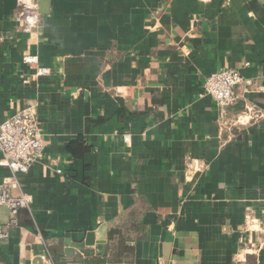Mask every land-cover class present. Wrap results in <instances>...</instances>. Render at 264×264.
<instances>
[{
  "label": "crops",
  "instance_id": "1",
  "mask_svg": "<svg viewBox=\"0 0 264 264\" xmlns=\"http://www.w3.org/2000/svg\"><path fill=\"white\" fill-rule=\"evenodd\" d=\"M45 1L26 34L0 0V124L36 106L45 141L0 264H264V0ZM224 69L231 133L201 95Z\"/></svg>",
  "mask_w": 264,
  "mask_h": 264
},
{
  "label": "built area",
  "instance_id": "2",
  "mask_svg": "<svg viewBox=\"0 0 264 264\" xmlns=\"http://www.w3.org/2000/svg\"><path fill=\"white\" fill-rule=\"evenodd\" d=\"M16 20L26 34L40 28L41 13L38 0H18ZM28 64H39L37 56L25 59ZM49 75L51 70L40 68L38 75ZM244 83L240 71L224 69L210 74L203 85L202 96L214 100L218 114V126L223 131L233 132L243 125L239 117H231L230 109L238 102L236 89ZM254 119L262 116L252 111ZM128 137L125 138L128 141ZM45 141L40 128L36 106H28L0 124V166L8 168L11 176L0 185V209L8 208L11 219L9 227L18 225L21 209H30L31 197L26 194L14 196L21 189L19 175L26 174L44 156ZM61 174L62 171L58 170ZM7 237L4 226L0 224V239Z\"/></svg>",
  "mask_w": 264,
  "mask_h": 264
},
{
  "label": "trees",
  "instance_id": "3",
  "mask_svg": "<svg viewBox=\"0 0 264 264\" xmlns=\"http://www.w3.org/2000/svg\"><path fill=\"white\" fill-rule=\"evenodd\" d=\"M69 151L76 154V155H81L84 152L88 151L87 147L83 146V141H78V142H73L69 145Z\"/></svg>",
  "mask_w": 264,
  "mask_h": 264
},
{
  "label": "water",
  "instance_id": "4",
  "mask_svg": "<svg viewBox=\"0 0 264 264\" xmlns=\"http://www.w3.org/2000/svg\"><path fill=\"white\" fill-rule=\"evenodd\" d=\"M41 2H47V1H45V0H38V3H39V11H40V13L42 15V14H44V12H43V10H41V6H40Z\"/></svg>",
  "mask_w": 264,
  "mask_h": 264
}]
</instances>
